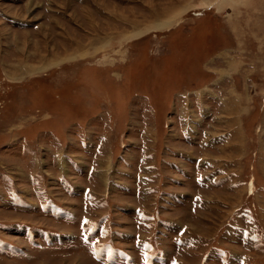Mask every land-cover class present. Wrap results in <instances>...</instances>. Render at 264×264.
I'll return each mask as SVG.
<instances>
[{"label": "rangeland", "instance_id": "obj_1", "mask_svg": "<svg viewBox=\"0 0 264 264\" xmlns=\"http://www.w3.org/2000/svg\"><path fill=\"white\" fill-rule=\"evenodd\" d=\"M0 264H264V0H0Z\"/></svg>", "mask_w": 264, "mask_h": 264}, {"label": "crops", "instance_id": "obj_2", "mask_svg": "<svg viewBox=\"0 0 264 264\" xmlns=\"http://www.w3.org/2000/svg\"><path fill=\"white\" fill-rule=\"evenodd\" d=\"M261 184V183H260Z\"/></svg>", "mask_w": 264, "mask_h": 264}]
</instances>
